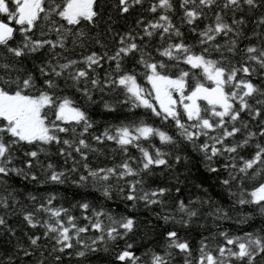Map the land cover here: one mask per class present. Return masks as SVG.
<instances>
[{"label":"snow or ice","instance_id":"snow-or-ice-1","mask_svg":"<svg viewBox=\"0 0 264 264\" xmlns=\"http://www.w3.org/2000/svg\"><path fill=\"white\" fill-rule=\"evenodd\" d=\"M102 256L264 264V0H0V264Z\"/></svg>","mask_w":264,"mask_h":264},{"label":"trees","instance_id":"trees-1","mask_svg":"<svg viewBox=\"0 0 264 264\" xmlns=\"http://www.w3.org/2000/svg\"><path fill=\"white\" fill-rule=\"evenodd\" d=\"M106 2L110 4V3H111V0H106ZM146 2H147V0H146ZM113 15H114V14H113ZM135 15H136V13L133 12L132 15H131L128 19L134 22V17H135ZM123 24H124V22L121 21L120 24H119L118 26H119V27H123ZM190 38H191V37H190ZM98 118H99L100 120H104V119H106V117L99 116V115H98ZM157 143H158V142H157ZM131 152H132L133 155H137L135 149H131ZM101 162H102V163H105V162H107V161H105L103 158H101ZM193 171H195V169H193ZM21 183H23V182H21ZM17 186L19 187L20 184H17ZM28 190H31V189H28ZM41 191H43V189H41ZM59 191H60V192H64V193H66V194H68V195H71V193H72L73 191H75V189H72L70 186H67V185H66V186H60ZM98 197H99V194H98V193H93L92 195H90L89 198H90V199H93V198H98ZM121 208H122V205H121ZM245 210H247V209H245ZM148 215H149V214H148L147 212H145L143 209L140 210L139 216H140V229H141V230H145L146 217H147ZM153 223H154V224L158 223V222L155 220V218H153ZM224 227H225V228H229V229H231V228H232L231 222L226 221V222L224 223ZM156 231L158 232L159 229H156ZM194 235H195V234H194ZM156 238L158 239V236H157ZM134 239L137 241V245H139L140 243L144 242L143 239H142V237H141V235H140V232H139V231L137 232V235L134 237ZM196 239H198V237H196ZM102 261H103V256L101 257V262H100V264H102Z\"/></svg>","mask_w":264,"mask_h":264}]
</instances>
